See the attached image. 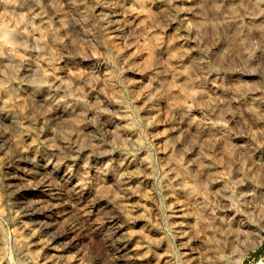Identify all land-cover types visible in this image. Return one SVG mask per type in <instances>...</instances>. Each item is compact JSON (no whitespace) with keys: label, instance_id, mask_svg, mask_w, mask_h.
I'll use <instances>...</instances> for the list:
<instances>
[{"label":"rangeland","instance_id":"1","mask_svg":"<svg viewBox=\"0 0 264 264\" xmlns=\"http://www.w3.org/2000/svg\"><path fill=\"white\" fill-rule=\"evenodd\" d=\"M3 26L0 264H264V0H0Z\"/></svg>","mask_w":264,"mask_h":264},{"label":"bare ground","instance_id":"2","mask_svg":"<svg viewBox=\"0 0 264 264\" xmlns=\"http://www.w3.org/2000/svg\"><path fill=\"white\" fill-rule=\"evenodd\" d=\"M1 35H2V37L0 39V44L4 45V44H6L8 39L11 40L14 37H18V36H22L23 37L24 35H26V33L24 31H22V30H15L13 32V31H10V29H8L6 26H3L1 28ZM38 41L40 42V40H38ZM47 77H49L47 74L39 73V74L36 75L34 82L37 83V84H42L43 82H45ZM6 95L5 94L2 95L0 93V105L6 110H10L12 105H11V102H10L8 96H6Z\"/></svg>","mask_w":264,"mask_h":264}]
</instances>
